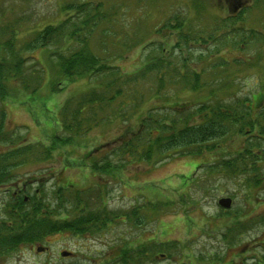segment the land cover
<instances>
[{"label": "trees", "instance_id": "16d2710c", "mask_svg": "<svg viewBox=\"0 0 264 264\" xmlns=\"http://www.w3.org/2000/svg\"><path fill=\"white\" fill-rule=\"evenodd\" d=\"M203 1L190 0L194 15L187 12L183 16H168L156 33L168 29L170 34L176 35L175 41L170 45L166 41L146 42L142 45L143 63L131 73L123 72L116 64L109 63L105 55L88 47L96 25L111 17L100 11L102 4L99 1L97 8L90 1L70 2L61 10L63 13L72 10L73 14H63L56 23L50 20L39 28L31 29L20 44L13 31L9 30L10 25L0 27V192H3L0 201V256L15 251L20 245L42 242L49 235L68 233L81 238L100 233L115 225L118 219L120 223L133 220V225H143L146 216L139 215L142 213L140 206L129 212L109 211L101 203L97 209L90 210L87 198L90 196L85 200L83 197L84 193L90 192L89 189L75 190L69 200L62 198L67 187H57L53 191L54 203L49 200L46 203L44 195L40 197L42 187L24 196V187L19 188L17 180L22 168L47 164L58 146L82 143L86 134L100 124L113 120L126 122L144 102L141 84L152 86L149 90L155 98L175 88L192 93L204 92L207 96L194 109L178 108L176 104L148 109L135 131L121 134L109 153L101 160L89 163L95 174L113 177L133 162L159 163L175 156L201 155L214 151L219 139L237 135L243 138L241 149L233 156H223L208 164L205 172L240 182L244 180L249 191L260 186L264 180L261 165L264 163V99L260 93L255 95L249 89L243 93L240 90L232 92V97H229L230 83L217 76L220 73L216 67L227 74L230 63L234 62L236 66L241 63L237 59L226 60L218 56L226 44L241 51L261 38L257 30L245 26L244 17L248 9H240L236 16L228 15L220 20L213 16L204 21L199 8H202ZM89 22L92 25L83 35ZM223 29L227 32L225 37L216 35ZM34 52H43L55 67L53 71L48 68L51 92L61 91L64 88L61 82L67 83L74 78L85 79L90 84L89 88L60 105L55 117L59 133L51 134L47 143L19 142L17 139L21 136L18 137L16 130L6 127V110L2 104L9 97L10 81L28 94L41 88L46 69L33 55ZM258 54L263 58L264 50ZM205 62L207 64L203 68H197ZM59 76L63 79L59 80ZM107 146L102 145L99 149L97 146L93 156ZM101 178L94 187L98 191L96 198L102 201L104 185L99 183L105 180L102 178L101 181ZM11 185L16 187L12 193ZM145 206L147 210L161 212L171 209L173 202H147ZM229 209H220L217 217H229ZM75 211H78L77 215L69 216ZM63 213L66 215L64 218L61 217ZM245 216L239 212L234 220L231 219L232 226H226L222 231L220 238L227 248L234 247L244 232L249 231V225L242 219ZM263 223L264 214L258 218V224ZM183 251V245L175 241H153L135 246L125 242L112 248L110 261L101 264H160L156 260L158 257L166 261L164 264L223 262V255L190 253L184 256ZM242 264H264V255Z\"/></svg>", "mask_w": 264, "mask_h": 264}, {"label": "rangeland", "instance_id": "374dc122", "mask_svg": "<svg viewBox=\"0 0 264 264\" xmlns=\"http://www.w3.org/2000/svg\"><path fill=\"white\" fill-rule=\"evenodd\" d=\"M87 1L92 2L94 8H97L98 1L101 2L100 11L111 16L96 25L88 47L105 55L109 63L116 64L125 73L134 72L142 65V45L149 40L173 44L176 35L170 34L168 29L156 33L168 16H183L187 12L195 14V9L190 7V0H0V27L10 25L9 30L13 31L20 44L31 29L39 28L50 20L55 22L62 19L63 14L67 16L74 13L72 10L63 13V6L70 2ZM231 1L205 0L201 2L202 8L199 7L200 15L204 21L213 16H218L220 20L228 15L236 16L242 8L248 9L244 17L245 26L257 30L261 40L241 51L226 44L218 56L226 60L237 59L241 63L239 66L230 63L227 74L226 71L218 70L217 66L216 71L220 73L217 76L229 81V97H232V92L249 89L255 95L260 93L264 99V57L258 54L264 50V0L257 3L248 0L233 8L230 7ZM87 25L83 35L92 24L89 22ZM217 34L225 37L227 32L223 29ZM33 55L46 69L41 88L36 93L28 94L21 86L10 81L9 97L2 104L6 110V127L16 130L18 137L21 136L17 139L19 142L47 143L51 134L59 133L55 117L60 105L69 97L89 88L90 84L85 79L74 78L67 83L61 82L64 87L61 91L51 92L48 68L53 71L55 67L43 52H34ZM205 64L207 62L197 68H203ZM58 79L63 78L59 76ZM141 87V92L145 93L144 102L126 122L113 120L100 124L86 134L82 143L58 146L54 157L47 164L22 168L17 180L18 187H24V196L42 187L43 194L39 195H44L46 203L48 200L53 202V191L57 187H67L62 192V198L69 200L75 190L89 189L90 192L84 193L83 197L85 200L90 196L87 197L90 210L97 209L101 203L109 211L129 212L140 206L142 213L139 215L146 216L143 225L135 226L133 220L120 223L118 219L115 225L108 226L102 232L81 238L68 233L49 235L42 242L20 245L15 251L0 256V264H101L110 261L112 248L117 245L126 242L135 246L153 241L179 242L184 247V256L190 253L223 255V262L217 264L249 263L251 259L264 255V223L258 224V218L264 214V180L259 187L249 191L244 186V180L240 182L217 173L205 172L208 164L223 156L235 155L243 144L241 136L231 135L219 139L214 151L197 156H175L159 163L133 162L113 177L95 174L89 167L91 161L101 160L109 153L121 134L135 131L148 109L172 104L182 109H194L207 96L204 92L192 93L175 88L155 98L149 90L152 86L141 84ZM102 145L108 146L93 156L97 151L95 148L98 146L99 149ZM261 165L264 168V163ZM101 177L105 180L99 183L104 185L102 201L96 198L98 191L94 187ZM9 188L12 193L16 187L11 185ZM2 194L0 192V201ZM221 198L231 200L229 217H217L222 209L217 204ZM166 201L173 202L172 208L167 211H150L145 206L147 202ZM239 212L246 214L242 219L249 225V231L244 232L234 247L227 248L220 236L226 226H232L231 219L234 220ZM77 214L78 211H75L69 216ZM65 216L61 214L62 218ZM64 251L71 254L62 256L61 252ZM156 260L160 264L166 262L161 257Z\"/></svg>", "mask_w": 264, "mask_h": 264}, {"label": "water", "instance_id": "95a60500", "mask_svg": "<svg viewBox=\"0 0 264 264\" xmlns=\"http://www.w3.org/2000/svg\"><path fill=\"white\" fill-rule=\"evenodd\" d=\"M217 204L223 208V209H229L231 206V200L229 198H221L218 200ZM38 251H40V249H37ZM62 256H68L70 255V253L68 252H61Z\"/></svg>", "mask_w": 264, "mask_h": 264}, {"label": "flooded vegetation", "instance_id": "af4514ba", "mask_svg": "<svg viewBox=\"0 0 264 264\" xmlns=\"http://www.w3.org/2000/svg\"><path fill=\"white\" fill-rule=\"evenodd\" d=\"M245 1L247 2L248 0H232L230 3V7L233 8V7L241 6ZM250 1L252 2L253 0ZM15 193L19 194V192H15Z\"/></svg>", "mask_w": 264, "mask_h": 264}]
</instances>
